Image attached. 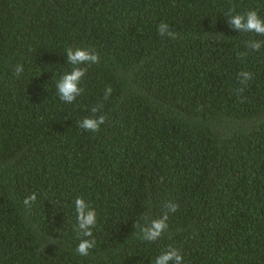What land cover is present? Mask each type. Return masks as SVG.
<instances>
[{
	"label": "trees",
	"instance_id": "trees-1",
	"mask_svg": "<svg viewBox=\"0 0 264 264\" xmlns=\"http://www.w3.org/2000/svg\"><path fill=\"white\" fill-rule=\"evenodd\" d=\"M249 10L264 0H0V264H152L169 246L264 264V48L247 47L264 36L227 18ZM69 47L100 57L72 104L56 88ZM99 104L100 130L79 128ZM78 197L97 213L87 256ZM168 202L144 241L134 224Z\"/></svg>",
	"mask_w": 264,
	"mask_h": 264
},
{
	"label": "clouds",
	"instance_id": "clouds-1",
	"mask_svg": "<svg viewBox=\"0 0 264 264\" xmlns=\"http://www.w3.org/2000/svg\"><path fill=\"white\" fill-rule=\"evenodd\" d=\"M228 18L229 25L239 32H254L259 36H264V17L257 11L249 10L245 14H234ZM158 33L161 37H168L175 40L178 36L170 30L168 24L161 23L158 26ZM247 47L253 51H260L264 48V40H251ZM243 55V54H241ZM66 58L68 65H72L69 72H65L56 84L59 98L66 104H72L80 96L84 89L80 86L83 78L87 74L85 65L97 64L100 57L91 49L72 48L66 49ZM22 65H17L14 70V75L19 76L23 73ZM240 82L247 84L252 78V73H239ZM112 93L111 87L105 91L104 99L107 100ZM103 104H99L91 109L92 115L78 121L77 126L85 131L98 132L101 126L106 122V116L101 113ZM37 200V194L33 193L26 197L23 203L30 206ZM75 211L77 218V231L81 237L79 244L76 247V252L81 256H87L91 249L95 247L96 240L93 238L92 229L97 223V213L82 197H78L75 202ZM165 211L157 218L152 219L147 214L141 219L144 223L137 221L134 228L139 230L141 238L146 242H155L163 237L168 229L169 214L175 213L179 209V205L173 202H168L164 206ZM152 264H184L182 250L169 246L163 250L154 260Z\"/></svg>",
	"mask_w": 264,
	"mask_h": 264
}]
</instances>
